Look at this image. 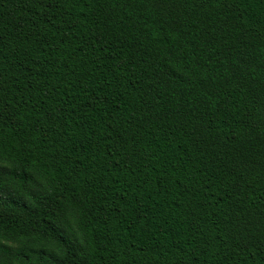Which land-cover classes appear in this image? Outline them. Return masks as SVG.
Segmentation results:
<instances>
[{"label": "trees", "instance_id": "16d2710c", "mask_svg": "<svg viewBox=\"0 0 264 264\" xmlns=\"http://www.w3.org/2000/svg\"><path fill=\"white\" fill-rule=\"evenodd\" d=\"M0 264H264V0H0Z\"/></svg>", "mask_w": 264, "mask_h": 264}]
</instances>
